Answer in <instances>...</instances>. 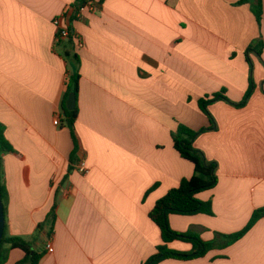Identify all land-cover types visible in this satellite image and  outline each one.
Here are the masks:
<instances>
[{
	"label": "crops",
	"instance_id": "obj_1",
	"mask_svg": "<svg viewBox=\"0 0 264 264\" xmlns=\"http://www.w3.org/2000/svg\"><path fill=\"white\" fill-rule=\"evenodd\" d=\"M89 1L95 9L79 17L77 0H0V122L15 148L3 156L7 233L37 251L52 241L39 264H145L164 243L151 210L195 171L172 132L211 126L199 106L206 95L225 89L243 100L247 50L261 41L262 53H250L249 102L210 105L217 128L194 143L218 164L217 186L197 194L214 214L169 216L174 230L205 241L240 231L264 208V14L259 22L239 0ZM63 15L73 46L56 41ZM70 47L80 57L74 164L71 130L61 126ZM24 257L14 248L3 264ZM158 264H264V216L232 245Z\"/></svg>",
	"mask_w": 264,
	"mask_h": 264
},
{
	"label": "trees",
	"instance_id": "obj_2",
	"mask_svg": "<svg viewBox=\"0 0 264 264\" xmlns=\"http://www.w3.org/2000/svg\"><path fill=\"white\" fill-rule=\"evenodd\" d=\"M77 1L79 2V6L88 2V0ZM238 3H250L257 20L261 22L264 14L262 0H239ZM61 45L73 46L72 36H70L69 40L58 43V46ZM71 48L72 47H70V49L64 50V55L69 62V69L72 72L69 76L67 89L61 101V126L68 127L71 130L75 142V148L71 154V163L74 164L77 160L78 153V141L75 126L79 115V109L78 105L76 104L75 110H69L67 108V100L71 93H75L76 99L78 101L80 57L77 53H73ZM262 48L263 44L260 41L251 44L247 50V61L250 64L251 73L249 78V89L246 92L243 100L240 102L232 101L226 95L225 89L212 95H206L200 99L199 106L201 110L210 118L211 126L200 130H194L184 124H179L177 130L172 132L175 149L180 153L181 157L194 164L195 171L191 177L184 178L178 187L171 189L166 195L158 199L154 208L151 210L150 218L160 228L164 243L158 246L157 253L154 254L145 264H158L161 261L169 258L191 260L203 257L212 249L227 247L242 239L264 216V208H260L253 213L250 221L243 229L232 234L219 233L217 234L216 239L212 241H205L199 233L194 231H176L171 227L169 221V216L171 214H214L212 202H204L200 200L197 197V194L203 191L211 190L217 186L219 182L217 173L218 164L215 161L208 160L204 152L197 149L194 143L200 134L217 128L216 121L209 110L210 105L217 101H226L239 108L247 105L256 86L252 74V60L250 58V53L255 51L258 54H261ZM14 151L15 148L5 135V126L0 122V182L4 204L7 198V190L4 184L3 156ZM73 169L74 166H71L69 172H71ZM50 235L52 236V229ZM176 240L191 243L193 246L192 250L189 252H183L170 249L168 247V243ZM14 248L22 249L25 252L24 259L18 264H39L46 253V250L37 251L31 242L20 236H12L8 234L5 229V234L0 249V264L6 262L8 253Z\"/></svg>",
	"mask_w": 264,
	"mask_h": 264
},
{
	"label": "built area",
	"instance_id": "obj_3",
	"mask_svg": "<svg viewBox=\"0 0 264 264\" xmlns=\"http://www.w3.org/2000/svg\"><path fill=\"white\" fill-rule=\"evenodd\" d=\"M88 9H90V10L95 9V5L92 1H89L84 5H80L76 10L75 15L81 17L83 15V13ZM65 18H66V16L63 15V16L58 17L54 20V24L57 28V40H56L57 43H60V42L65 41V40H69L70 36H72V30H71L69 24H67L65 22ZM77 45H78V47L82 46V42H81V39L79 38V36L77 37ZM78 170L80 172H83V173L87 172L88 169H87V166H86L84 161H82L78 165ZM46 250L48 252L54 251V245H53L52 241L47 242Z\"/></svg>",
	"mask_w": 264,
	"mask_h": 264
},
{
	"label": "water",
	"instance_id": "obj_4",
	"mask_svg": "<svg viewBox=\"0 0 264 264\" xmlns=\"http://www.w3.org/2000/svg\"><path fill=\"white\" fill-rule=\"evenodd\" d=\"M76 104H77L76 94L71 93L67 100V108L69 110H75ZM5 229H6L5 204L3 201L2 188H1V182H0V249H1L3 238H4Z\"/></svg>",
	"mask_w": 264,
	"mask_h": 264
},
{
	"label": "rangeland",
	"instance_id": "obj_5",
	"mask_svg": "<svg viewBox=\"0 0 264 264\" xmlns=\"http://www.w3.org/2000/svg\"><path fill=\"white\" fill-rule=\"evenodd\" d=\"M31 240V239H30Z\"/></svg>",
	"mask_w": 264,
	"mask_h": 264
}]
</instances>
